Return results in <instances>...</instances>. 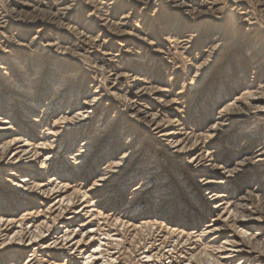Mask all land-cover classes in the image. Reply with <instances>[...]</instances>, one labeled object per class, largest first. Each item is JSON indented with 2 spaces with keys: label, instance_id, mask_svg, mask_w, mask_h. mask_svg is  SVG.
<instances>
[{
  "label": "bare ground",
  "instance_id": "1",
  "mask_svg": "<svg viewBox=\"0 0 264 264\" xmlns=\"http://www.w3.org/2000/svg\"><path fill=\"white\" fill-rule=\"evenodd\" d=\"M133 1L0 0V264H96L106 227L136 236L156 230L161 248L166 235L208 237L218 262L264 264V211L253 207L264 200V27L254 14L264 20V0ZM135 19L144 24L128 31ZM230 26L244 29V39L186 116L233 43ZM101 142L98 159L108 162L84 190ZM165 159L184 169L177 186L171 174L160 181ZM178 187L190 200L183 211L171 203ZM124 192L130 206L106 214ZM101 200L107 208L95 210ZM203 213L210 221L187 231ZM108 257L104 264H120Z\"/></svg>",
  "mask_w": 264,
  "mask_h": 264
},
{
  "label": "rangeland",
  "instance_id": "2",
  "mask_svg": "<svg viewBox=\"0 0 264 264\" xmlns=\"http://www.w3.org/2000/svg\"><path fill=\"white\" fill-rule=\"evenodd\" d=\"M123 2H130V4H134V1L133 0H123ZM143 7V5L142 4H139L138 6H137V8H138V10H137V13L139 12V10L141 9ZM157 9V11H158V7H155V5L154 6H149V12H153V10H156ZM251 10H252V8H251ZM253 12L255 11V9L253 8V10H252ZM254 14H255V18H257L258 20H262V21H259L258 22V24H260L261 26H263L264 27V20L263 19H259L260 18V16H259V14L255 11L254 12ZM156 19H157V17H156ZM155 20V19H154ZM185 20V19H184ZM135 21V22H134ZM134 21H132V22H130V26L131 27H129L127 30L128 31H138V30H140V28L142 27V25L144 24V22L143 21H138V19H135ZM185 21H187V20H185ZM210 22H212V23H209V22H207V23H205L204 25H207V24H215L216 22H214L213 20H211ZM227 23H228V21H227ZM238 25H239V23H237ZM240 27L239 26H237V27H231L230 26V28L227 30V32H230V40L231 41H233V43L231 44V45H229L228 47H226V48H224L223 49V51H222V58H221V61H219L218 63H216L215 64V66L214 65H211V67H213L212 68V70L209 72V74L207 75V77H208V84H207V89L205 88L204 90H203V93H204V91L205 90H207V94H203V93H201V95H199V97L197 98V99H192L189 103L190 104H188V105H184L185 107H186V109H185V112H186V116H188L189 114H190V112H191V110H192V108H194V107H197L196 105H199V103H200V101L201 100H206L207 99V97H208V92L210 91V90H208V89H210V88H212V84H213V81L215 80V79H217L218 77H220V76H222L221 75V72H222V69L224 68V66H226V65H228L229 63H230V61L232 60V56H233V51H234V49L236 48V46H237V43L238 42H240V41H242L243 39H244V37H243V33L245 32V30L244 29H239ZM232 30H233V32H232ZM232 32V33H231ZM240 33V34H236V33ZM151 39V38H150ZM228 48V49H227ZM196 53V52H195ZM194 53V54H195ZM214 62V61H213ZM179 63H180V66L182 65V66H184V64H186V60L185 59H179ZM122 66H130V64L128 63V62H125V64L123 63V64H121V67ZM132 66V65H131ZM186 66V65H185ZM185 66H184V69H185ZM85 69H83V71H84ZM188 70H182V72H183V74H185L186 72H187ZM86 72H88L87 70L86 71H84V74L86 73ZM88 74H89V72H88ZM189 76H191V74L190 73H188L187 74V76L186 77H189ZM183 77H185V76H183ZM168 78H170V73H168L167 74V77H165V79L168 81ZM184 79V78H183ZM183 79L182 80H180V82H179V85H183ZM188 79V78H187ZM188 81V80H187ZM79 84H80V82H79ZM89 85V84H88ZM97 86V85H96ZM232 97H230L229 98V100L231 99ZM216 116V111H214V114H213V117H215ZM190 117V116H189ZM119 126H120V124H119ZM123 126V125H122ZM235 130V129H234ZM234 130L232 131L233 133H231V135H229V137L228 138H226L225 140H223V144L221 145L224 149H226L228 146H227V143L229 142V141H232V139H233V136H234ZM111 131V130H110ZM109 131V132H110ZM108 132V133H109ZM120 132V131H119ZM107 133V136L108 135H110V133L108 134ZM143 135V134H142ZM106 136V135H105ZM68 137V136H67ZM105 139V137L102 139V140H104ZM140 138H138V140H139ZM219 142H222V141H217V142H215V143H219ZM79 142H77V144L76 145H74L71 149H72V154L77 150V147H79ZM102 142L101 143H97L96 145H94V149H93V155H92V159H94L95 161H94V164H96V165H92L89 169H95L94 171H90V174L86 177V179H84V180H86V182H85V187H84V190H87L88 188H89V186H91L93 183H94V180H96V177L98 176V175H100L101 174V171L102 170H104V167H106V164H107V160H104L103 162L101 161V159H98L99 158V154H100V151H101V147H102ZM103 145H104V143H103ZM220 146V145H219ZM97 148V149H96ZM231 148H232V146H231ZM234 148V147H233ZM217 149H215L214 151H216ZM117 152V156H119L120 154H121V151H116ZM217 153H214V156L215 157H217V155H216ZM142 157V156H141ZM139 159H141V158H139L138 157V159L137 160H134L133 162H132V167L134 166L135 168H136V164L138 163V161H139ZM144 159H145V157H144ZM166 160V159H165ZM102 163H101V162ZM170 161V160H169ZM169 161L168 160H166L165 161V163H164V165H165V167L161 170V172H163V175H162V177H161V180L160 181H162L163 180V177H164V175L165 176H168V175H170L169 177H171V178H169V181L171 182V185L170 186H177L176 184H178V182H177V176L179 175V174H181L180 176L184 179L185 177L182 175L183 173H182V171H184V169H183V167H181L182 165H180V166H177L178 168L177 169H174V168H171V166H168V164H169ZM100 162V163H99ZM147 163H148V161H147ZM100 165V166H99ZM148 164H146L145 163V167L147 166ZM96 166H99L98 168H96ZM131 167V166H130ZM172 169V170H171ZM144 172L142 171V176H144V174H143ZM252 173L253 172H251V175L250 176H252ZM250 174V173H249ZM247 178V177H246ZM245 178V179H246ZM120 179V178H119ZM118 179V180H119ZM84 180H82V181H84ZM242 180H244V179H241V181ZM76 182V181H75ZM78 182H81V181H77V183ZM121 182H122V180L121 181H119V183H117V182H114V184L115 185H117V184H121ZM74 184V183H73ZM135 184H137V183H135ZM134 184V185H135ZM165 185V184H164ZM169 186V187H170ZM179 186V185H178ZM256 186V185H255ZM255 186H254V184H252L251 185V187L249 188V189H252V187H254L255 188ZM132 188H133V186H132ZM156 189H159L158 191L160 192V190H161V192H162V186L160 185V186H157V187H155ZM166 188V187H165ZM130 189V188H129ZM128 189V190H129ZM128 190L126 191V192H128ZM246 190V188H244L243 189V191H245ZM261 190V189H260ZM260 190H258V191H256L257 193H260ZM206 189H203V190H201V192H199V195L200 196H204L205 195V193H206ZM243 191H238V192H235L233 195L235 196V197H237V196H239V195H241L242 193H243ZM126 192H124L123 194H121V196L119 195V193L117 194V195H115V197L113 198V200H114V202H115V204H116V206L115 207H113L114 209L112 210L111 208H109V209H107V210H105V208H107V206L105 205V201H103V200H101V201H99L98 203H96V207H93L95 210L97 209V210H105V213L106 214H110L112 211H122V209L124 208V207H126V205H127V207L128 206H130V202H131V200H130V198H129V195L126 193ZM175 193L176 194H178V197L177 198H175L171 203L173 204V207L175 208V211H183L186 207H187V203L186 202H189L190 200L189 199H187L186 198V196H187V188H177L176 190H175ZM92 198V197H91ZM149 198V200H150V198H151V196H149L148 197ZM145 200H144V202H146L148 199H146V198H144ZM79 203L80 204H82L83 203V200H86V199H84V198H82V196L81 197H79ZM260 200V201H259ZM258 201L256 200L255 201V204L253 205V207L254 208H256L257 210H260V211H264V200H261V199H259ZM138 202V201H137ZM79 204V205H80ZM139 205H140V202H138V203H136V204H134V207L132 208L133 210H135L137 207H139ZM131 206H133V205H131ZM146 208V205H143V208ZM210 207H212L211 205L209 206V207H207V208H210ZM78 208V207H77ZM154 206L153 205H151L150 206V209H149V211H154ZM94 209H92V210H94ZM131 209V210H132ZM189 209H191V208H189ZM132 210V211H133ZM145 211H148V209H146ZM163 211H165L162 215H161V218H159V220L160 221H162V220H164V219H166L167 217H168V211H170V209H168V206H165V208H164V210ZM87 213V212H86ZM86 213H85V215H84V218L85 219H87V215H92L94 212H92L91 214H87L86 215ZM19 214H20V212H19ZM95 216L94 217H91L90 219H88V221H91L92 219H94V218H96V214H94ZM176 216H178V214H176ZM83 218V219H84ZM210 219H211V216H208V215H206L205 213H203L201 216H198L197 217V223L199 222V225L197 226V227H195L196 226V224H195V226L194 225H189V227H187V231H189L190 233L193 231L192 229H196V230H200V229H202V226L204 225V224H206V223H208L209 221H210ZM96 222H100V220L98 219V220H96ZM180 222H182V218H179V219H177V222L176 223H173V225H179L180 226ZM232 224V223H231ZM231 224H229V226L231 225ZM104 229V231H102L101 232V234L103 235L101 238H103V237H105V234H109V237H107V238H109L108 240L106 239L103 243H106L105 245H100V249L101 250H103V253L101 254L102 256H100V257H104L103 259L101 258L100 260H98L100 263H102V264H104V263H107V260H108V256H114L115 258H117L118 260L119 259H121V260H119L118 262H120V264L122 263V264H142V257L144 256V255H147V253H148V255L149 256H152V262H150V264H172V263H177V264H223V263H221V262H218V261H216L217 259H216V256L213 254L214 252L212 251V250H214V248L212 247V245H210L209 243H207L208 242V240H209V238L207 237V239H204V240H201V242H199V241H197V242H193V241H191V240H188L187 238H183V240H182V238L181 239H178V238H170V236L168 235H166L165 236V238H166V240H165V246H164V248H161L159 245H160V242H158V232L156 231V230H145V231H143V233H138L137 235H139V236H136V234H134V232H125V234L122 232L121 233V231H116V230H114V229H112V228H103ZM230 229V230H229ZM253 231H255V230H253ZM228 232H229V236L231 235H233V234H235V229H234V227H229L228 228ZM128 233V234H127ZM131 233V234H130ZM113 235H115V237L113 236ZM110 236H113V238H111L110 239ZM118 237H120V238H118ZM113 239L115 240H117V241H113ZM130 239V240H129ZM178 241H177V240ZM186 239V240H185ZM187 241V242H186ZM180 242V243H179ZM157 243V244H156ZM194 243V244H193ZM149 245V246H148ZM210 245V246H209ZM121 246V247H120ZM125 246V247H124ZM159 246V247H158ZM205 246H207V247H205ZM205 248V249H204ZM210 248H212V250L210 249ZM106 249V250H105ZM132 249V250H131ZM152 249V250H151ZM173 249V250H172ZM149 250V251H148ZM163 250V251H162ZM148 251V252H147ZM157 252V254H156V252ZM198 251V252H197ZM202 251H204V252H202ZM209 251V252H208ZM154 252H155V254L158 256V257H156V255L154 254ZM159 252H161L160 254H159ZM171 252V253H170ZM194 252H196V253H194ZM213 252V253H212ZM146 253V254H145ZM163 253H164V255H163ZM208 253H210V254H212V255H210V254H208ZM29 254V252L26 254V256ZM201 254V255H200ZM123 255H125V256H123ZM141 255V256H140ZM160 255V256H159ZM176 255V256H175ZM210 255V256H209ZM126 256H127V258H126ZM191 256H192V258H191ZM199 256V257H198ZM120 257V258H119ZM155 257V258H154ZM195 257V258H194ZM210 257V258H209ZM24 258H26V257H23V259ZM140 258H141V260H140ZM189 258V259H188ZM213 259V260H212ZM63 259L61 258V260L59 261L61 264L64 262V260L62 261ZM170 260V261H169ZM194 260H196V261H194ZM98 261H96L97 263L96 264H99V262ZM102 261H104V262H102ZM106 261V262H105ZM166 261V262H165ZM188 261V262H187ZM239 261H241V259H239V260H237V263L239 262ZM21 262H22V260L20 261V264H21ZM58 262V263H59ZM140 262V263H139ZM183 262V263H182ZM186 262V263H185ZM198 262V263H197ZM200 262V263H199ZM59 263V264H60ZM77 264V263H76Z\"/></svg>",
  "mask_w": 264,
  "mask_h": 264
}]
</instances>
